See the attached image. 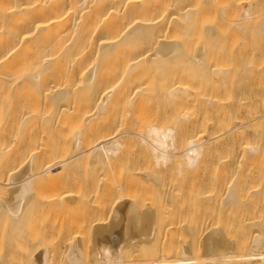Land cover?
Segmentation results:
<instances>
[{
  "label": "bare ground",
  "instance_id": "obj_1",
  "mask_svg": "<svg viewBox=\"0 0 264 264\" xmlns=\"http://www.w3.org/2000/svg\"><path fill=\"white\" fill-rule=\"evenodd\" d=\"M262 37L264 0H0V264H264Z\"/></svg>",
  "mask_w": 264,
  "mask_h": 264
},
{
  "label": "rangeland",
  "instance_id": "obj_2",
  "mask_svg": "<svg viewBox=\"0 0 264 264\" xmlns=\"http://www.w3.org/2000/svg\"><path fill=\"white\" fill-rule=\"evenodd\" d=\"M201 1H203V0H201ZM199 2H200V1H199ZM213 16H214V15H213ZM217 16H219V15L217 14ZM215 17H216V16H215ZM216 18H217V17H216ZM212 19H213V18H212ZM212 19H211V17H210L208 20H211V21H212ZM211 21L208 22V23H210L209 25H211L212 23L214 24L215 22H217L216 19H215V22H214V21L211 22ZM213 33H214V32H213ZM212 35H213V34H212ZM214 35L218 36V33H215ZM252 35H253V34H252ZM252 35H251V33H250V36H252ZM250 36L248 37V34H247V36H246V35H245V36L243 35V36H240V38L242 37L241 39H240V38L238 39L239 42H240V41H241V42L243 41L242 43H244V44L247 42L248 45L245 44V45H246V46L244 45L245 48H247V46H249V45H250V47H251V45H252L251 42H252V43L255 42L253 45H255V44L258 45V43H260V42H258V43L256 42V41H259L260 39H259V40L257 39V40L254 41V42H253L252 40H251V42H249V40H246V39L250 38ZM263 38H264V37H262V39H263ZM243 39L246 40V41H244ZM241 42H240V43H241ZM248 42H249V43H248ZM242 43H241V44H242ZM261 43L264 45V41H261ZM242 45H243V44H242ZM253 45H252V46H253ZM260 46H261V44H259V47H260ZM248 48H249V47H248ZM259 49H260V48H259ZM261 50L263 51V54H264L263 47H262V49H260V51L257 50V52H255V54H253V55H249V53L246 52L245 54H247V55H245V56L242 55L240 58L238 57L239 59L235 60L234 63L232 62V63H233V64H232V67L235 65V67H233L234 69H237V68H238V70H240V71H242L243 69L246 70V69L248 68V66H247L248 63H249V65H250V63H251V65H250V67H251L252 65H254V64H252V62H253V63L255 62V61H253V60H256L255 58H259V55L262 56V51H261ZM260 52H261V54H260ZM257 56H258V57H257ZM261 56H260V57H261ZM251 60H252V61H251ZM236 61H237V63H236ZM246 63H247V64H246ZM236 64H238V65H236ZM243 64H244L245 66H244ZM263 64H264V63H263ZM263 64H262V65H263ZM239 65H240V66H239ZM230 67H231V65H230ZM232 67H231V68H232ZM239 67H240V68H239ZM243 67H244V68H243ZM233 68H232V69H233ZM245 68H246V69H245ZM260 68H261V67H260ZM248 69H249V68H248ZM259 70H260V72H259ZM261 70H262V68H261V69H258V71L256 70L253 74H249V75L242 76V78H241V77H238V79H239V83L241 82V79H242L243 81H245V82H241V83L239 84V85H242V87H241V86L239 87V92H241V93H245V96H244L243 98L245 99V97H246L245 101H247V104H248V101H249V97H250L251 95L253 96V95L258 94V93L255 94V89H256L257 87H260L258 84L261 82V80L264 79V77H263V76H264V65H263V70H262V71H261ZM258 72H259L260 74H259ZM262 72H263V73H262ZM245 77H247L248 79H246ZM262 78H263V79H262ZM238 79H236V80H238ZM245 79H246V80H245ZM187 80H188V79H187ZM247 80H248V81H247ZM189 82H191L190 79H189ZM243 83H244V84H243ZM255 84L257 85V87H256ZM239 85H238V86H239ZM253 87H254V88H253ZM246 89H247L248 91H247ZM258 89H260V88H257L256 91H257ZM240 90H241V91H240ZM244 90H245V91H244ZM252 90H253V91H252ZM258 91H259V90H258ZM258 91H257V92H258ZM246 95L249 96V97H247ZM247 99H248V100H247ZM250 99L252 100L253 97L250 98ZM245 101H243V99H242V102H243V105H242V106H243V107L247 105V104H245V103H246ZM244 102H245V103H244ZM247 120H248V119H247ZM247 120H246V121H247ZM246 121H245V122H246ZM263 124H264V123H263ZM263 124L261 125L262 128H263ZM224 125H225V124H223V126H224ZM261 127H260V130H258L259 128H258V129L256 128V129H257V132H258V131L262 132L261 130H263V129H261ZM250 129H254V127H251ZM250 129H247V130H246V131H247V134H246V135H248L249 133L252 132V130H250ZM248 130H249V131H248ZM254 130H255V129H254ZM255 131H256V130H255ZM248 132H249V133H248ZM260 132H259V133H260ZM263 132H264V130H263ZM263 132H262V133H263ZM248 136H249V135H248ZM248 136H247V137H248ZM249 138H250V137H249ZM249 138H246V139L248 140ZM252 139L254 140L253 137H252ZM252 139L250 138V140H251L250 142H254V141H255V140L253 141ZM245 141H246V140H245ZM246 143H247V142H246ZM246 143H245V145H246ZM251 144H253V143H251ZM251 144H250V145H251ZM247 145H249V143H247ZM247 145H246V147H248ZM250 145H249V146H250ZM83 176H84V175H83ZM84 177H86V176H84ZM84 177H83V178H84ZM164 177H165V176H164ZM166 177L169 178V177H171V176L168 177V176L166 175ZM166 177H165V179L167 180ZM171 178H174V177H171ZM192 178H193L192 176H191V178L188 176V177H185L184 180H186V181H187L188 179H191V180H192ZM163 179H164V178H163ZM165 179H164V182H165ZM169 179H170V178H169ZM175 179H176V178H175ZM175 179H174V180H175ZM177 179H180V177H179V178L177 177ZM171 180H172V179H170V180H168V181H171ZM180 180H181V179H180ZM180 180H179V181H180ZM184 180H183V178H182V181H180L181 183H179L178 180H177V182L179 183L178 185L181 184V186L184 188V192L186 193L187 190L192 189V187L190 188V187L188 186V188H189V189H188V188L186 187V185H185V184H186V183H185L186 181L184 182ZM193 180H194V179H193ZM171 182L173 183V181H171ZM175 182H176V181H175ZM175 182H174V183H175ZM177 182H176V184H177ZM183 182H184L185 184H184ZM162 183H163V182H162ZM169 183H170V182H169ZM176 184H174V187H175ZM182 184H183V185H182ZM184 185H185V186H184ZM172 186H173V185H172ZM176 186H177V185H176ZM179 187H180V186H179ZM182 187H181V189H183ZM185 187H186V189H185ZM153 188H154V187H153ZM177 188H178V187H177ZM177 188H176V189H177ZM193 188L196 189L197 187H196V188L193 187ZM150 189H151V188H150ZM150 189H149V191H148V189H146V188H145V189H142V190L140 189L139 191H140L141 193L138 192V193H139L138 196L141 197L142 195H144V196H148V195H150V196H149V199H148V197H144V199L146 198V201H147V200L149 201L150 198H152V200H155L156 197L154 196L155 199H153V198H154L153 195H154V194L156 195V192H155V190H156L157 193H158V194H157V195H158V198H160L161 194H160V192H158V189H156V188H155V190L152 189V192H150V191H151ZM179 189H180V188H179ZM199 189H200V188H199ZM145 190H147V192H145V194H144V191H145ZM201 190H203V187H202ZM204 190H206L205 187H204ZM153 191H154L155 193H154ZM178 191H179V190H178ZM191 191H192V190H191ZM179 192H180V191H179ZM124 193H126V190H125ZM149 193H151V194H149ZM192 193H193V192H192ZM141 194H142V195H141ZM152 194H153V195H152ZM187 194H188V193H187ZM187 194L184 195V197H183V198L186 197V198H185L186 201H188V200H189L188 197H190L189 195H188V197H187ZM130 195H131V194H129V196H130ZM162 195H163V194H162ZM135 196H136V195H135ZM162 197H163V196H162ZM130 198H135L134 202H136V197H134V196L131 197V196H130ZM163 198H165V195H164ZM179 198L181 199V196H179ZM138 199H139V198H138ZM187 199H188V200H187ZM190 199H191V198H190ZM132 200H133V199H132ZM140 200H142V197H141ZM152 200H151L150 202H148V201L146 202L145 200H144V201H145L146 203H150V205H153L152 203H153L154 201L152 202ZM156 200H157V199H156ZM142 201H143V200H142ZM144 201H143V202H144ZM158 201H159V199H158ZM183 201H184V200H183ZM186 201H184V202H186ZM137 202H139V200H137ZM137 202H136V203H137ZM160 202H161V201H160ZM160 202H159V204L156 202V205H157V204L160 205V204H161ZM163 202H164V199H163ZM165 202H166V201H165ZM188 202H189V201H188ZM146 203H145L144 205H147ZM154 203H155V202H154ZM180 203H182V200H181ZM142 204H143V203H142ZM182 204H183V203H182ZM182 204H181V205H182ZM184 204H187V203H184ZM197 204H198V203H197ZM199 204H200V203H199ZM220 204H221V202H220ZM148 205H149V204H148ZM161 205H162V204H161ZM165 205H166V204H165ZM195 205H196V204H195ZM201 205H202V204H201ZM218 205H219V204H218ZM184 209H187V207H185ZM44 214H46V213H43V215H44ZM101 214H102V213H101ZM104 214H105V216H104ZM194 214L196 215V212H194ZM43 215H41V216H43ZM112 215H113V211H111L110 214H109V212L107 213V211H106V212L103 211V215H101V216H103V217H108V216H109V217L107 218V220H109V218H112V217H113ZM41 216H40V218H41ZM48 216H49V215L46 214V215L43 216V217H44V219H49L50 216H49V218H45V217H48ZM191 216H192V214L189 213L186 217H184V222H185V223H188L189 221H191V220H192V219H191ZM41 219H42V218H41ZM192 221H193V220H192ZM67 227H69V226H67ZM88 240H89V239H88ZM88 240H87V241H88ZM171 248H172V247H171ZM171 248H170V250L172 251V253L175 252L174 249L172 248V249H173V250H172ZM170 250H169V251H170ZM169 251H167V252L164 254V257H166V256H167L166 258L171 257V255H169V254H171V253H169ZM168 253H169V254H168Z\"/></svg>",
  "mask_w": 264,
  "mask_h": 264
}]
</instances>
